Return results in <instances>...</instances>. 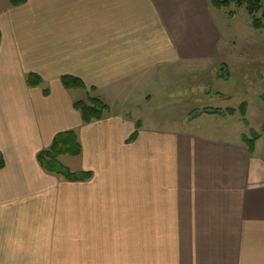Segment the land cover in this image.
<instances>
[{
	"label": "crops",
	"instance_id": "0c3cea01",
	"mask_svg": "<svg viewBox=\"0 0 264 264\" xmlns=\"http://www.w3.org/2000/svg\"><path fill=\"white\" fill-rule=\"evenodd\" d=\"M219 39L208 0H0V264H264V146L204 117L149 120L126 92ZM63 76L110 112L84 124ZM66 131L81 152L60 161L86 181L38 162Z\"/></svg>",
	"mask_w": 264,
	"mask_h": 264
},
{
	"label": "rangeland",
	"instance_id": "374dc122",
	"mask_svg": "<svg viewBox=\"0 0 264 264\" xmlns=\"http://www.w3.org/2000/svg\"><path fill=\"white\" fill-rule=\"evenodd\" d=\"M210 8L220 34L214 53L149 71L133 80L126 92L129 95L131 90L133 107L149 120L164 118L184 127L204 117L214 127L225 126L229 135L237 132L242 144L244 136L252 139L254 133L258 136L254 149L257 144L264 146V28L252 25L256 18L261 19L260 13L249 15L245 5ZM87 97L100 99L110 112L109 103L94 92L82 91L78 100ZM60 162L69 170L80 165L78 158L66 157Z\"/></svg>",
	"mask_w": 264,
	"mask_h": 264
},
{
	"label": "trees",
	"instance_id": "16d2710c",
	"mask_svg": "<svg viewBox=\"0 0 264 264\" xmlns=\"http://www.w3.org/2000/svg\"><path fill=\"white\" fill-rule=\"evenodd\" d=\"M9 6H19L26 2V0H6ZM212 8L221 9L229 8L230 6H241L245 5V9L249 15H256L260 13L261 19H264V0H208ZM231 15H234L232 12ZM260 18H256L253 21V27L256 29L264 28V22L261 23ZM62 85L67 90H85L86 88L79 79L63 76L61 78ZM41 79L35 74L27 75L28 86L35 87L40 85ZM86 91V90H85ZM46 92V91H45ZM244 105V104H243ZM73 107L80 113L82 122L89 124L92 121H99L103 116L109 112V107L104 104L98 98L87 97L86 101L77 100L73 103ZM244 108V106H242ZM230 113H234L232 110ZM244 113V111L242 110ZM212 113H218L213 111ZM139 126V125H138ZM253 138L248 139L246 136L242 138L245 147L249 153L254 152V141L258 139V136L252 133ZM136 137L134 133L129 141H133ZM81 152L80 144L78 143L76 134L73 131L61 132L55 135L49 148L41 151L38 156V162L42 168L55 175L62 176L67 181L79 182L86 181L91 177L89 172H71L67 167L59 161V157L62 155L67 156H78ZM4 166L2 156L0 154V169Z\"/></svg>",
	"mask_w": 264,
	"mask_h": 264
}]
</instances>
